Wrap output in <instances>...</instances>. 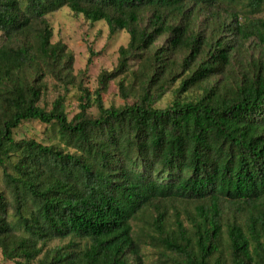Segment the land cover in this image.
Returning a JSON list of instances; mask_svg holds the SVG:
<instances>
[{"label":"trees","instance_id":"16d2710c","mask_svg":"<svg viewBox=\"0 0 264 264\" xmlns=\"http://www.w3.org/2000/svg\"><path fill=\"white\" fill-rule=\"evenodd\" d=\"M263 7L264 0H0L3 259L146 264V245L152 264H264V65L235 88L209 86L229 66L231 47L192 25L196 9L224 13L235 20L237 41L264 45V18L255 16ZM62 8L104 22L110 35H129L116 71L99 76L93 98L81 91L71 120L63 97L49 111L40 106L43 75L58 70L61 80L72 60L50 42L46 17ZM164 35L167 47L145 56ZM132 59L136 102L105 107L109 80ZM179 71L173 101L155 108ZM193 89L199 94L190 97ZM28 121L55 129L71 151L16 141ZM62 240L66 246L44 249Z\"/></svg>","mask_w":264,"mask_h":264},{"label":"rangeland","instance_id":"374dc122","mask_svg":"<svg viewBox=\"0 0 264 264\" xmlns=\"http://www.w3.org/2000/svg\"><path fill=\"white\" fill-rule=\"evenodd\" d=\"M201 11L196 9L193 13L192 25L194 29L207 38L220 37L226 45L231 47L229 66L225 68L223 73L213 77L209 81V86H217L220 89L235 88L240 82L251 77L259 65H264V45H260L253 38L245 42L237 41L232 33L235 25V20L232 17L222 13L219 18H215L210 11ZM255 16L264 18V7ZM148 17H150L149 13L143 15L144 23H146ZM46 20L52 30L50 42L52 44L60 43L65 46L66 51L71 53L72 60L71 63H67L69 69L62 72L61 80H57L58 70L47 72L43 75L42 81L46 84V92L40 106L49 111L52 102L58 96L63 97L67 119L71 120L79 112L81 91L83 89L87 90L93 98L95 91L99 88V76L102 73H113L116 71L119 57L118 50L120 47L127 45L129 35L124 31L110 35L104 22L90 24L82 16H74L67 8H62L47 15ZM222 24L226 27L224 29L218 28ZM166 38V35L158 38L145 56H151L158 49L167 47ZM1 43L2 39L0 37ZM184 56V53L175 55L178 64L183 60ZM89 59L90 63L87 64ZM138 68V59H132L128 62L127 72L109 80L108 87L102 97V103L105 107L114 106L119 108L136 102L137 88L130 87H135L133 86L132 74ZM178 73L176 82L154 103L153 106L155 108L163 109L173 101L174 94L172 92L177 87L178 77H182V71ZM40 74V71H38L37 75ZM30 77H34V75ZM119 84H122L127 90L121 91ZM198 94L199 91L196 89L188 93L190 97H195ZM88 111L90 116H97V109L94 106H91ZM14 139L16 141L34 140L45 146L58 145L71 151L69 145L61 140L55 129L51 130L49 126L38 121L22 123L15 131ZM1 188L4 189V185L0 176ZM137 225L144 227L143 222H138ZM67 243L68 240L51 241L46 244L44 249L66 246ZM142 253L145 263L152 264L154 259L153 250L144 245ZM0 264L24 263L21 260H4L0 251Z\"/></svg>","mask_w":264,"mask_h":264}]
</instances>
